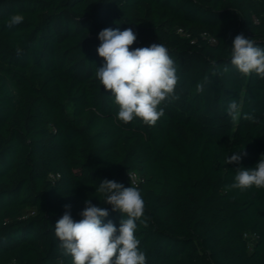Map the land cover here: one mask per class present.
<instances>
[{"label":"trees","instance_id":"trees-1","mask_svg":"<svg viewBox=\"0 0 264 264\" xmlns=\"http://www.w3.org/2000/svg\"><path fill=\"white\" fill-rule=\"evenodd\" d=\"M105 28H132V48L160 43L176 62L179 98L154 126L119 121L95 76ZM240 33L264 48V0H0V264H72L54 231L65 205L78 221L90 199L119 228L96 189L132 186L128 172L149 218L135 233L146 264H264V189L227 187L264 155V79L228 57Z\"/></svg>","mask_w":264,"mask_h":264},{"label":"clouds","instance_id":"clouds-1","mask_svg":"<svg viewBox=\"0 0 264 264\" xmlns=\"http://www.w3.org/2000/svg\"><path fill=\"white\" fill-rule=\"evenodd\" d=\"M24 19L23 14H12L6 26L20 25ZM98 39L96 51L104 63L97 68L95 76L118 105L117 119L127 124L139 118L144 124L154 126L164 115L161 105L179 98L175 95L178 67L168 48L160 43L132 48L137 41L132 28L123 31L105 28L99 32ZM15 51L17 56L23 54L19 46ZM228 57L230 64L244 76L255 73L264 79V48L254 39L246 38L243 33L236 35ZM212 64L215 76L216 61ZM228 70L226 66L223 68L225 73ZM210 82L206 75L197 84L196 91L203 92ZM227 114L232 122L241 117V107L235 100L229 103ZM243 119L256 122V117L250 114H244ZM245 156L247 152L243 148L228 157L226 163L240 164ZM227 187L242 192L253 187L264 189V155L252 168H236L234 182ZM96 191L102 202L111 205L113 212L121 213L119 228L111 220L105 223L109 210L92 204L90 199L85 201L78 221L69 211L71 206L65 205L66 211L54 227L63 253L71 256L72 264H146V253L140 249V240L135 235L137 221L147 227L149 219L145 216V201L139 188L104 179Z\"/></svg>","mask_w":264,"mask_h":264},{"label":"built area","instance_id":"built-area-1","mask_svg":"<svg viewBox=\"0 0 264 264\" xmlns=\"http://www.w3.org/2000/svg\"><path fill=\"white\" fill-rule=\"evenodd\" d=\"M127 180L128 182L132 185V186H138V184L140 183V178L135 174V173H132V172H128L127 174Z\"/></svg>","mask_w":264,"mask_h":264}]
</instances>
